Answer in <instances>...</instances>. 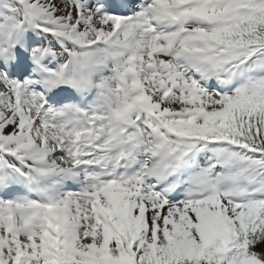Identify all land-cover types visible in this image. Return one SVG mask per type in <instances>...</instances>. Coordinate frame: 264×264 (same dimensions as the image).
I'll return each mask as SVG.
<instances>
[{
  "label": "snow or ice",
  "instance_id": "snow-or-ice-1",
  "mask_svg": "<svg viewBox=\"0 0 264 264\" xmlns=\"http://www.w3.org/2000/svg\"><path fill=\"white\" fill-rule=\"evenodd\" d=\"M0 264H264V0H0Z\"/></svg>",
  "mask_w": 264,
  "mask_h": 264
}]
</instances>
